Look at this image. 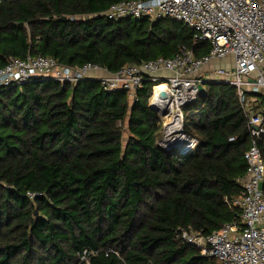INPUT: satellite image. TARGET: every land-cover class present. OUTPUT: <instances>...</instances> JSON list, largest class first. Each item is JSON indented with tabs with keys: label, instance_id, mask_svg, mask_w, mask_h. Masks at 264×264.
I'll return each instance as SVG.
<instances>
[{
	"label": "trees",
	"instance_id": "16d2710c",
	"mask_svg": "<svg viewBox=\"0 0 264 264\" xmlns=\"http://www.w3.org/2000/svg\"><path fill=\"white\" fill-rule=\"evenodd\" d=\"M120 1L0 0V69L10 57L42 55L116 72L182 48L196 57L211 50L172 18L103 15ZM156 84L146 79L132 105L95 80L37 77L1 90L0 264H73L86 248L119 255L84 264H213L175 234L241 220L231 202L247 172L248 118L236 87L208 82L183 107L195 146L165 150L149 106ZM254 109L264 116L263 95ZM260 145L264 152V138Z\"/></svg>",
	"mask_w": 264,
	"mask_h": 264
},
{
	"label": "built area",
	"instance_id": "2783aa9c",
	"mask_svg": "<svg viewBox=\"0 0 264 264\" xmlns=\"http://www.w3.org/2000/svg\"><path fill=\"white\" fill-rule=\"evenodd\" d=\"M103 15L110 20L172 18L188 25L196 42H209L211 50L196 57L193 50L182 48L171 58L126 64L116 72L95 63L68 66L42 55L10 57L0 69V92L37 77L60 83L95 80L107 92H127L132 105L144 81L151 79L157 84L149 103L165 111L160 115L164 126L159 146L188 151L196 140L184 132V105L195 101L199 87L208 82L236 87L251 134L245 153L247 172L239 179L242 192L231 202L241 209V220L226 222L208 235L180 227L175 239L195 245L213 264H264V152L260 145L264 116L254 109L258 97L264 96V0H124L112 4ZM219 61L224 66H216ZM163 84L164 89H156ZM199 237H203L201 245L196 242ZM102 252L119 255L113 248H86L73 264L90 263Z\"/></svg>",
	"mask_w": 264,
	"mask_h": 264
},
{
	"label": "water",
	"instance_id": "95a60500",
	"mask_svg": "<svg viewBox=\"0 0 264 264\" xmlns=\"http://www.w3.org/2000/svg\"><path fill=\"white\" fill-rule=\"evenodd\" d=\"M66 18L67 17L64 16V17L61 18V20H66ZM199 89H200V92H203L205 88H204V86L201 85L199 87ZM149 106L151 107V109H153L154 111L158 112L159 115L163 116L165 114V111H161L160 108H158V107H156V106H154V105H152L150 103H149ZM261 189H264V183L261 184ZM196 242L201 245L202 242H203V237H199Z\"/></svg>",
	"mask_w": 264,
	"mask_h": 264
},
{
	"label": "rangeland",
	"instance_id": "374dc122",
	"mask_svg": "<svg viewBox=\"0 0 264 264\" xmlns=\"http://www.w3.org/2000/svg\"><path fill=\"white\" fill-rule=\"evenodd\" d=\"M216 66H221V65H223V64H221L220 62H216V64H215ZM164 126V125H163ZM163 126H162V128H163ZM124 132H125V139L128 137V131H127V127H125L124 128ZM188 135V134H187ZM186 139H189V138H187L186 137Z\"/></svg>",
	"mask_w": 264,
	"mask_h": 264
},
{
	"label": "bare ground",
	"instance_id": "6f19581e",
	"mask_svg": "<svg viewBox=\"0 0 264 264\" xmlns=\"http://www.w3.org/2000/svg\"><path fill=\"white\" fill-rule=\"evenodd\" d=\"M164 88H165V85L163 84V85L157 87L156 89H157V90H162V89H164ZM178 120H179V118H178ZM173 127H174V128H177V127H180V126H179V125H173L172 128H173ZM180 128H181V127H180ZM182 134H183V133H182Z\"/></svg>",
	"mask_w": 264,
	"mask_h": 264
},
{
	"label": "crops",
	"instance_id": "0c3cea01",
	"mask_svg": "<svg viewBox=\"0 0 264 264\" xmlns=\"http://www.w3.org/2000/svg\"><path fill=\"white\" fill-rule=\"evenodd\" d=\"M221 64H223V65H221V66H224V62H222V61H219Z\"/></svg>",
	"mask_w": 264,
	"mask_h": 264
}]
</instances>
